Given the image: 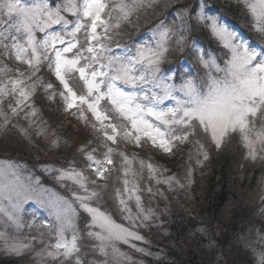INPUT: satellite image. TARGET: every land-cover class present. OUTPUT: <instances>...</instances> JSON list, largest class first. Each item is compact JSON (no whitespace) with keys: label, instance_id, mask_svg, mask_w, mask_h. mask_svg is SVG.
Instances as JSON below:
<instances>
[{"label":"snow or ice","instance_id":"1","mask_svg":"<svg viewBox=\"0 0 264 264\" xmlns=\"http://www.w3.org/2000/svg\"><path fill=\"white\" fill-rule=\"evenodd\" d=\"M158 3L159 0H80L77 4L76 0H67L64 10L76 17L75 21L65 19L60 14V9L52 11L47 4L22 5L19 0H4L0 3V55L8 59L14 58L27 65L28 69L27 72L16 69V78L9 79L0 86V104H3V98L11 95L16 98V106L9 105L12 115L23 110L25 102L31 98L41 81V65L47 62V67L63 86L64 91L60 96L65 102V111L77 109L73 114L86 126L90 125L99 131L103 137L102 159L94 155L97 151L95 148L90 151H85L84 147L79 149L89 162L88 167L94 173L95 180L90 181L84 172L75 169L61 172L59 177L79 185L83 195L74 193L75 200L90 219H85L84 231L81 232L77 227L79 214L75 208L61 198L49 199L50 216L54 223L45 219L38 225L47 229L51 238L45 241L44 232H40L43 247L36 252V256L41 258V264L45 260L55 264H107L109 256L118 262L123 254L116 247V242L135 248L132 241L144 240L136 231L116 223L111 215L90 203L98 200L107 187L106 183L98 184L97 181L106 182L111 178L108 174L114 170L109 167L114 163V154L120 157V170L125 177L124 191H130L127 176L136 157L113 148L108 142L117 145L119 140L137 148L151 144L170 154L174 148L187 143L189 137L195 136L199 130L207 135L217 150L236 135L247 149V158L255 161L259 154H264V48L258 50L244 40L238 41L235 32L217 26L213 20L212 33L224 48L230 50V59L221 68L214 60L206 61L201 54L200 61L204 67L209 68L211 64L217 75L209 72L207 80L202 82L188 77L178 87L168 83L167 78L160 75V65L169 51L166 46L168 29L160 34L161 39L155 49L140 46L134 54L130 51L122 55L113 53L110 42L114 35L119 34L117 30L122 24H130L134 14L145 8H153ZM244 4L256 21V31L264 39V0H244ZM53 24H62L63 34L61 31H52L38 42L35 31H45ZM181 40L182 37L177 40L178 48ZM8 71L12 70L7 65L0 67V73ZM70 73H78L86 88L84 94L78 95L70 86ZM26 81L32 83L29 85ZM148 85L151 87H146ZM44 87L47 90L53 85L47 83ZM125 87L134 91H126ZM166 99L174 100L175 107L158 108ZM101 101H107L111 105L110 111L127 124L113 123V118L108 115L109 110L101 108ZM85 110L91 113L96 123L88 120ZM0 115L5 114L0 112ZM35 115L36 110L32 108L24 118ZM10 122L5 115V125ZM23 134L26 137L28 135L26 131ZM38 134L45 133L41 130ZM51 143L53 147H59L60 138L53 139ZM195 144L203 159L207 160L208 153L204 150V145L199 139ZM139 166L141 169L146 167L152 177L158 171L152 163L145 164L144 160L139 161ZM9 175L15 177V180L0 183V199L10 203L14 212L5 214L19 228L23 225L16 214L19 213L21 204L31 198V190L19 183L14 170L9 172L0 168V180ZM190 175L189 172V184ZM174 179L168 178L165 183L171 187ZM176 183L179 184V181ZM89 184L95 187L90 189ZM131 191L134 192L135 189ZM116 198L120 211L127 213L125 219L133 226L137 219L143 225L152 218V211H145L139 195L135 196L138 210L136 216H133L132 208L127 203V200L132 199L131 195L125 199L118 189ZM261 211L264 212V209ZM87 240L98 243L86 244ZM5 243L7 251L16 255L31 247L7 244V241ZM90 253L99 254L105 259L89 260ZM258 264H264V254L259 255Z\"/></svg>","mask_w":264,"mask_h":264},{"label":"trees","instance_id":"2","mask_svg":"<svg viewBox=\"0 0 264 264\" xmlns=\"http://www.w3.org/2000/svg\"><path fill=\"white\" fill-rule=\"evenodd\" d=\"M24 1L30 3L31 0ZM50 2L52 6H57L56 0H50ZM203 6H205L204 17L213 16L214 19H218L226 25L236 26L235 28H239V32L241 31L242 33H245L244 26L250 27L251 25L249 24V17L253 20L242 0H194L186 9L185 16L188 17L187 27H185L186 32L183 35H179L174 27L171 33L172 40L166 45L169 51L161 63V72L173 67L176 68V80L178 82H183L188 77L200 82L202 69L206 72L200 61L201 54L208 61V57H211V54L221 57V53L226 50L213 35L209 27L210 23L203 24L201 22L202 19L199 17ZM177 7L181 6L178 5ZM155 8L158 7L154 6L152 9ZM176 10H172V12L177 13ZM153 12L156 14V10ZM70 17L72 18L73 16ZM133 17L131 18L132 22L128 25H139ZM174 21L169 14H161L157 15L153 26L161 24L175 26L176 23ZM145 28L149 30L148 27H143V30L135 32L133 36L123 40V44H128L132 40L141 38L144 32L147 31L144 30ZM250 28L246 30V36L252 38V33L254 32ZM257 34V41H259L261 36L258 32ZM176 36L177 38L182 37L181 41L183 42L180 43L179 48L177 45V40L179 39H176ZM253 40L256 41L255 39ZM186 51L191 52V55L186 54ZM183 61L184 64H182ZM188 65H191V70L187 69ZM187 70L190 71L188 74L186 73ZM50 80L46 79L45 81L47 82H43L44 84H40L37 87L36 98L31 96L30 101L33 100L35 103H25L26 106L23 110L18 111L21 113L24 111L22 119H25V114L28 113L26 110H31L32 108L36 112L39 108L43 111L59 108L62 111L59 105L61 92L58 84H54L51 89L47 90L44 87L45 84L51 83ZM11 100L15 104L16 98L11 96ZM46 116L47 120H49V115ZM14 118L13 122L15 121ZM41 119L42 117L36 118L34 116L33 118L29 116L28 119L22 122L26 128L29 140L39 139L40 134L38 136V133L41 130ZM1 120L3 119L0 117V122ZM72 123L75 127L72 126L73 129L68 127L70 129L69 138L71 143L61 140L59 147L56 148L51 145L49 149L44 151L48 152V156H52L55 153L62 154L57 158L55 157V160L62 159V162H50V166H55L59 172L72 169L78 171L82 166H84L82 168L90 171L89 162L79 149L84 147L85 151H90L95 148L97 151L94 155L98 159H102L104 152L102 140L98 138L90 125L86 126L80 119ZM0 125H3V123ZM2 128L0 127L1 147L11 148L12 146L13 148H19L20 145L16 141H12L14 135L11 132L10 134L2 133ZM61 134H64L63 137L67 136V132L64 133L63 131ZM23 140L27 141L24 138ZM29 140L24 142L27 145L24 147H26L28 153L30 148L28 146ZM192 140L196 141V138L193 136ZM122 143L123 141H119L118 146ZM70 144L74 147L73 149L68 147ZM98 145L101 148H98ZM234 150L232 153H223L219 157L209 160L210 166L207 164V167H204L205 163L202 166H195L196 164H194V167L186 159H184L186 163L183 165L174 163L178 176L184 177L185 181H188L189 171L192 170L193 172L192 182L183 189L176 186L169 187V185L164 183L155 185L156 189L151 191V193L157 198L154 203L156 206L152 210V218L147 222L146 231L149 234L144 236L146 243L142 244L146 251L148 249L151 251V258L149 259L151 262L146 260L147 264H257L258 254H264V212L261 211V209H264V195L259 197L256 192L254 197L248 198L247 190L251 191L250 186H254L256 190L261 169H258L259 167L257 166L246 165L239 158L235 147ZM183 152H187L186 149ZM212 155H215V153H212ZM66 158H75V161L73 163L68 162L65 160ZM29 159L31 160L29 162L31 163L29 170L33 174H37L36 176L44 177L47 173L45 170L47 168L44 165L48 160L42 159V161H39L35 156ZM113 160L114 163L118 162L115 154L113 155ZM114 163L110 168L113 169L116 164ZM165 167L164 171L170 169L168 165ZM209 168L211 170L205 174L204 170ZM118 172V174L114 175L117 177L114 178L113 176L107 180L109 182L100 183H106L109 187L111 185H119L117 181L120 178V171ZM111 173L108 174L110 177ZM251 174L252 177H250ZM57 178L59 177L57 176ZM62 181L60 182L61 185L58 179L57 182L48 179L46 183L52 184L59 193L67 196H70L73 192L83 195L79 185L73 183L72 180L64 179ZM89 186L93 185L89 184ZM112 198L113 195H108L105 200L109 202ZM95 201H100V198ZM148 204V201L143 202V207L149 209ZM108 208L114 214H118L120 209L117 205L111 204H109ZM122 221L125 224V220L122 219ZM39 231L41 230L39 229ZM39 231L36 229V237L39 236ZM88 241L91 243V240ZM29 243L27 240L26 244L31 247L24 250L21 255L0 250V264H34L37 262L38 258H32V255H35V252L40 250L43 245L36 242ZM122 248L124 247L122 246ZM89 256L97 258L94 255ZM52 263L55 264V262Z\"/></svg>","mask_w":264,"mask_h":264},{"label":"rangeland","instance_id":"3","mask_svg":"<svg viewBox=\"0 0 264 264\" xmlns=\"http://www.w3.org/2000/svg\"><path fill=\"white\" fill-rule=\"evenodd\" d=\"M57 1V6H52L50 0H31L30 3L25 2L24 0H19V3H21L22 5H34V4H47L49 5V7L51 8L52 11H56L57 9H60V14L62 16L65 17V19H68L69 21H72L70 19V13L64 10V6L67 3V0H56ZM194 1V0H193ZM193 1H188V0H159V3L157 5H155L158 8L152 9V8H145L142 9L140 12L134 14L135 16L133 18H135L136 23H138L139 25H132L129 26L127 23L126 24H122L121 28L119 30H117L119 32L118 35H114L113 36V40L110 42L111 43V47L113 50L114 54L117 55H122L124 54V52L126 51H130L131 54H134L136 49L140 46H147V47H154L156 48L157 46V42L160 41L161 36L160 34L165 30L168 29L169 30V35L166 41V45L167 43H170L172 40V32L175 30L176 32L179 33V35H183L184 32H186L185 27H187V22H188V17L185 16L186 15V9L188 6H190V4H192ZM244 3V0H242ZM4 0H0V3H3ZM80 0H76V3L79 4ZM113 2H116V0H113ZM189 3V4H188ZM182 4V5H180ZM181 6V7H177V6ZM186 5V6H185ZM245 5V4H244ZM204 7L201 8V12H200V19L201 22L203 24H209V27L212 31L211 25H212V21L215 20L217 23V26H223L226 27L229 31L235 32L237 35V40H244L246 42L249 43V45L251 44L253 39H257V31H256V21L252 19H250L249 17V26H244L245 33H241L239 32V28H235L236 26H225V25H221L220 21L218 19H214V17H204ZM247 8V7H246ZM152 9V10H151ZM176 10L177 13L172 12V10ZM156 10V14H154L153 11ZM167 15L169 14L171 16L172 19H174L175 21V26L173 25H168V24H161V25H157V26H153V23L156 21L157 19V15ZM251 14V13H250ZM252 16V15H251ZM5 19H7L5 17ZM75 21V20H74ZM246 25V24H245ZM142 26V28H140ZM138 27V28H137ZM143 27H148L149 30H147V28H145L144 30H147L146 32H144L141 41H139L136 45L134 42H129L128 44H123V40L127 39L129 36H133L135 34V32H139L140 30H143ZM250 28L251 31H253L254 33H252V38H249L248 36H246V30ZM52 31H61L62 32V24L61 25H51L48 29H46L45 31H40L39 29H37L35 31V38L36 40L42 41L46 34L51 33ZM99 31V29H98ZM152 31V32H151ZM63 34V32H62ZM81 36L83 35V33L80 34ZM176 39H180L177 38ZM23 42V41H21ZM183 42V41H181ZM119 45V46H117ZM251 46V45H250ZM58 47H61L60 45H58ZM255 47L259 48V45L257 44ZM229 50V49H228ZM230 52V50H229ZM191 55V52L186 51V54ZM69 56H71V54H68ZM231 56V53H230ZM211 58L208 61H215L216 59L214 58V56L212 57H208ZM230 59V58H229ZM4 65H7V67L9 69H11L12 71H8L6 73H0V86L4 85L7 83V81L9 79H14L17 76L16 73V69H20L21 71H25L27 72V65L21 64L19 62H17L14 58L13 59H8L5 58L4 56L0 55V67H3ZM218 65V64H217ZM170 66V65H169ZM225 66V65H224ZM224 66H220L221 68H223ZM161 65H160V70H161ZM188 70H191V65H188ZM211 72L212 75H217L215 69L211 66H209L208 68ZM187 70V74L190 72ZM215 71V74H214ZM176 74L177 72L175 71V69L170 70L169 76H166L165 73H162L161 76L166 77L170 80V84L176 85L177 87L181 84H175V79H176ZM39 76L41 77V81L39 84H37V87H39L40 84H44L46 79L50 80L51 78H53L52 80H50L51 84H53L54 80H56L58 82L59 85L60 82L57 80L55 74L53 71H51L48 67H47V62H45L44 64L41 65V69L39 72ZM70 86L73 87L74 90H76V86L77 84L74 82V80L76 78L79 79L78 73H70ZM201 77V75H200ZM35 79V78H33ZM44 82V83H43ZM74 82V83H73ZM81 85H83V81H81ZM173 82V83H172ZM27 84H31L32 81H26ZM121 87H124L123 85H120ZM10 87V86H9ZM36 87L34 94L32 95V97L36 98V91L38 90ZM61 87H63L61 85ZM84 87V85H83ZM146 87H151L150 85L146 86ZM126 91H134L133 89L130 88H126ZM64 91V89H63ZM157 92H159V89H156ZM86 92V89H85ZM84 92V93H85ZM83 93V94H84ZM169 103H171V105L167 108L170 107H175V101L172 99H166ZM165 101V100H164ZM14 101L11 100V95L8 97L3 98V104H0V112H3L8 120H10L11 122L5 125V115H1L0 117L3 119L1 120L0 124L3 123V132L2 133H7L10 134V132L14 135L12 141H16L20 146L19 148H13L11 146V148H3L1 147L2 145H0V168H4L7 171L11 172V171H15L16 175L19 177V183L28 186V188L31 190L30 191V199L25 200L22 204H21V208L19 213H17L16 215H18L19 220L21 222V224L23 225L22 227L17 228L9 219L8 216L5 213H12L14 212V210L12 209L10 203L7 200H3L0 199V250L6 253H10L9 251H7V245L5 243V241H7V244H21V245H28L27 240L30 242L29 244H32L34 242L36 243H40V234L38 237L35 236V232L36 229L39 231V229L41 231L39 232H44V237L43 239L45 241H49L51 238L48 236L47 234V229L38 227V225L40 224L41 220H48L50 223H54L53 218L50 216V206L48 204V200L49 199H53V198H61L65 201H67L69 204L72 205L73 208H75L76 212L79 214L78 219H77V227L81 230V232L84 231V222L85 219H90L88 217V214H86L84 212V210L82 208H80L79 206V202L72 200L70 198H67L65 195H62L61 193L58 192L57 189H55V187L51 184H47L46 181L52 180L54 182H57V176L60 177L61 172H66V171H58L57 168L55 166H50V162H62V159H56L55 157H59L62 154H58L55 153L52 156H48V152L44 151L46 149H49V147L52 145L51 141L57 137L60 138V141L63 140L64 142H70V128L73 129L72 126H74V124L72 122L75 123V121L78 119L77 115H74L73 113L77 112V109L73 108L71 111H65V108L61 110H59V108L56 109H49L48 111H43L41 108H39V110H37L35 117L36 118H40L41 119V130L44 131V135H40L39 139H31L29 140L28 137H26L23 133L24 131H26L25 126H23V123L25 121V119H22V113H24V111L18 112L17 115L13 116L12 112H11V108L9 107V105L11 104L12 107H15L16 105L13 103ZM35 103V101H30V99L28 101H26L25 103ZM103 103V101H101V104ZM26 105L24 104L23 108ZM160 109H166L165 104L161 103L157 106ZM27 112L31 111L30 109L26 110ZM46 113V114H45ZM49 115V120H47V116ZM15 117V118H14ZM33 117V116H32ZM13 118L15 119V123L13 122ZM34 118V117H33ZM94 119V117H93ZM151 119V118H149ZM36 120V119H35ZM95 120V119H94ZM14 123V124H12ZM159 123V122H156ZM65 127V128H64ZM75 127V126H74ZM78 129V127H76ZM23 130V131H22ZM40 130V131H41ZM15 131V132H14ZM67 132V136L63 137V135L61 134V132ZM1 134V133H0ZM6 134V135H7ZM205 135V134H204ZM196 136V140L199 139L200 142L204 145V150L207 151L208 153V159L204 160L203 159V155L198 151V145L195 144V140H191V138L189 137V141L183 145H179L177 148L173 149L172 153H164L162 150L158 149V148H154L151 144H148V147H141V148H137L131 144H121L120 146H118L119 144H117L115 147L114 145H110L114 148H118L120 151H124L126 154H128L130 157L135 156L136 159L133 160V163L131 165V169L129 170L127 179L129 181L127 187L129 188V192H125L124 188L125 185L123 183V180L125 179L123 172L120 170L121 165H120V157L118 155L117 159L118 162H115L117 164L114 165L113 169L114 171L111 173V178L115 175L118 174L120 171V178L119 181H117V183L119 185H114L111 187H109L107 185L106 189L103 190V192L101 193V197H100V201L96 202L95 200L90 201V203L93 204V206H98L100 208L101 211H105L107 212L109 215H111L112 219L118 223L121 224L125 227L130 228L133 231H136L138 234H140L141 236H145L148 235L149 232L146 231V228L148 227L147 222L149 221H145L143 225H141V221L140 219L136 220V225L133 226L130 221L128 219H125V216H127V213L125 212H121L119 209L118 214H114L112 213L108 206L109 204L111 205H117L119 208V204L116 198V191L119 189L120 190V195L121 197L127 199V197L129 195L132 196V199L127 200V203L129 205V207L132 208V214L133 216L137 215V208L135 206V196L139 195L141 197V203L143 206V202L148 201V205H149V209L152 211L154 206H156L155 200H157V198L151 193V191H155L156 187L155 185L159 184V183H164L166 185H169L168 183H165L166 180H168V178H175L172 181V186H176L179 188H185L186 186L189 185L188 181H185L184 177H180L178 176V172L176 170V167L174 166V163H176L177 165L180 164H185L186 161L184 159H186L189 163H191L192 166H194V164H196L195 166H202L204 163V167H207L206 165L208 164V166H210V163H208L209 160H213L214 157H219L221 154L223 153H227V152H231L235 151L234 147L236 149V152H238V156L240 159H242L241 161H243L244 163H246V165L249 166H257L259 167L258 169H261V174L258 177L257 180V185H256V190L253 187L250 186V192L247 190L248 193V198L254 197L255 193L257 192V194L259 195V197L261 195H264V158H261L262 155L264 154H259L257 159L255 161L251 160L250 158H247V149L243 146L242 142L239 140V138L236 135H233L226 143L225 145H223L219 150V154H215L212 155V151L210 152V148L211 146L215 147L214 144L211 142V140L207 137V135L204 136V139L202 137H200L199 135H195ZM26 139L28 142V146L30 147L29 153L26 151V147L27 146L26 143L27 141H24L23 138ZM67 138V139H66ZM32 141V142H31ZM22 142V143H21ZM77 145V144H76ZM209 146V147H207ZM68 147H72V144H70ZM259 147V146H258ZM35 148V149H32ZM57 148V147H56ZM74 147H72L71 149H73ZM98 148H101L100 145H98ZM103 148V146H102ZM187 152H183V151ZM12 150V151H11ZM64 150H66L64 148ZM31 152V154H30ZM58 152V151H57ZM15 153V154H12ZM154 153V154H153ZM156 153V154H155ZM30 154V155H29ZM47 155V156H46ZM155 155V156H153ZM38 158L39 161L43 160H48L46 162V164L44 165L47 169L46 170V174L44 177L41 176H36L37 174H33L31 172V170H29V167L31 165V160L29 158ZM37 156V157H36ZM4 157V158H3ZM65 160H67L68 162H74L75 158H66ZM140 160H144L145 164L147 163H152L157 169V173L155 175V177H152L151 174L148 172L147 168H143L141 169L139 166V161ZM156 160H158V164L156 162ZM168 165V167H170V169H168L167 171L165 170V166ZM111 166V165H110ZM109 166V167H110ZM194 166V167H195ZM84 167V166H82ZM78 171H82L84 172L85 176H87L90 180H95L96 177L94 175V173L90 170H87L85 168H82ZM193 167V168H194ZM192 169V168H191ZM54 170V172H53ZM211 169H207L204 170L205 174H207ZM191 173L190 175V179L192 182V175L193 172L192 170L189 171ZM58 173V174H56ZM117 176H114V178ZM252 177V174L251 176ZM206 178V177H203ZM47 179V180H46ZM187 179H189V175L187 177ZM15 180V177H12L11 175L3 178L2 180H0V183H8L9 181H13ZM60 180V179H59ZM157 180H159L160 182L157 183ZM62 181V180H60ZM176 181H179V184L176 183ZM100 182H105V181H97V183ZM109 182V181H106ZM259 183V185H258ZM182 184L184 185L183 187H180L179 185ZM161 185V184H160ZM93 186H89L90 189H92ZM135 189V191H131ZM148 189H151V191H148ZM108 195H113V198L108 201L105 200V197L107 199ZM95 203V204H94ZM145 211L149 210L144 208ZM153 213V211H152ZM83 215V216H82ZM123 220H125V224H123ZM35 221V224H32V222ZM29 225H32L31 227H29ZM39 228V229H38ZM97 231H99V229H96ZM146 243V239L144 238L143 241H132V244H135L136 247H130L129 244H124L122 242H116V247L119 249V252L123 254L122 257L119 258V261L117 262V260H114L111 256H109L107 258V264H147L146 260H149L151 258V251L148 249V251H146V249L143 247V243ZM86 244H95L98 243L97 241H85ZM125 245L126 247L122 248V246ZM43 247V246H42ZM142 247V248H141ZM137 249H143V251H137ZM27 250V249H25ZM40 251V250H38ZM37 251V252H38ZM24 252V251H23ZM21 255V254H20ZM89 255H94L97 258H93L91 256H88L89 260H96V261H100L105 259L104 257L99 256V254H89ZM260 254H258L259 257ZM32 258H38L37 262H35L34 264H41V258L36 256V252L35 255H32ZM150 261V260H149ZM53 261L50 260H45L44 264H53ZM151 262V261H150ZM257 264H258V259H257Z\"/></svg>","mask_w":264,"mask_h":264}]
</instances>
